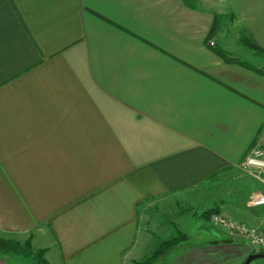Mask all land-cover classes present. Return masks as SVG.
Returning <instances> with one entry per match:
<instances>
[{
    "label": "crops",
    "instance_id": "obj_1",
    "mask_svg": "<svg viewBox=\"0 0 264 264\" xmlns=\"http://www.w3.org/2000/svg\"><path fill=\"white\" fill-rule=\"evenodd\" d=\"M190 2L0 0V238H30L49 264H136L161 241L151 207L264 144V55L242 41L264 48V0ZM245 217L264 232V214ZM217 229L167 253L260 251Z\"/></svg>",
    "mask_w": 264,
    "mask_h": 264
},
{
    "label": "rangeland",
    "instance_id": "obj_2",
    "mask_svg": "<svg viewBox=\"0 0 264 264\" xmlns=\"http://www.w3.org/2000/svg\"><path fill=\"white\" fill-rule=\"evenodd\" d=\"M260 189L261 186L256 180L236 167L231 173L219 175L191 193H184L177 195V197H167L166 203H162L156 208L151 207L148 211L153 222L155 220L160 221L161 232L155 236V241L159 239L166 240L174 236L176 225L178 229L187 234L188 238L176 246L175 250L179 252L182 249L207 247L211 245L210 242L218 239L222 234L217 227L210 224L209 219L200 215L201 212L217 208L218 213L222 215L227 213L236 219L244 218L247 214H253V212L264 214V206L253 208L247 207L246 204L249 193ZM173 256V253H167L166 256L161 257L154 264H175ZM10 257H13V259L18 257V259H10L9 264H33L29 259L13 255ZM19 259L21 261L24 259V262ZM252 262L253 264H264V258Z\"/></svg>",
    "mask_w": 264,
    "mask_h": 264
},
{
    "label": "built area",
    "instance_id": "obj_3",
    "mask_svg": "<svg viewBox=\"0 0 264 264\" xmlns=\"http://www.w3.org/2000/svg\"><path fill=\"white\" fill-rule=\"evenodd\" d=\"M262 145L264 144L259 142L252 146L237 166L244 174L252 177L261 186L259 191L249 193L246 199L248 207L264 206V146ZM208 219L211 225L226 231L232 236L244 239L250 248L264 250V232L256 226L216 212L212 213Z\"/></svg>",
    "mask_w": 264,
    "mask_h": 264
},
{
    "label": "trees",
    "instance_id": "obj_4",
    "mask_svg": "<svg viewBox=\"0 0 264 264\" xmlns=\"http://www.w3.org/2000/svg\"><path fill=\"white\" fill-rule=\"evenodd\" d=\"M185 3L190 4V0H184ZM225 19V15H216L215 18V23L211 28V33L214 32L216 29H218L219 26L222 25L223 21ZM242 41H245L248 43L249 47L252 48L257 54L264 55V48L260 47L257 45L253 39L252 40H247V39H242ZM217 52L225 58L226 61L229 62H238L241 63L242 65H245L248 68H251L253 70L263 72L260 69H257L254 65L251 63L247 62H241L240 60H236L235 58L228 57L227 53L223 52L222 50H217ZM235 168L234 167H228L227 171L228 173H231ZM219 172L210 175L206 178V181L208 182L209 180L215 179V177L219 176ZM217 212V208H211L208 210H205L201 212V216L204 218L208 219L211 213ZM176 233L174 236L166 239V240H161L157 246L154 248V250L151 252L149 256H147L145 259L138 261L136 264H154L156 261H158L164 254L167 252L171 251L173 248L178 246L180 243L184 242L187 240L188 236L185 232L181 231L176 227ZM44 249H38L34 251L31 247V240L28 238L26 241L23 243L16 241L14 239H2L0 238V253H8V254H13L15 256H20L25 259L31 260L34 264H49L48 261L44 258ZM259 252H264L263 250H260Z\"/></svg>",
    "mask_w": 264,
    "mask_h": 264
},
{
    "label": "water",
    "instance_id": "obj_5",
    "mask_svg": "<svg viewBox=\"0 0 264 264\" xmlns=\"http://www.w3.org/2000/svg\"><path fill=\"white\" fill-rule=\"evenodd\" d=\"M260 258H264V252L251 253L247 256V258L243 261L242 264H249L252 261Z\"/></svg>",
    "mask_w": 264,
    "mask_h": 264
}]
</instances>
